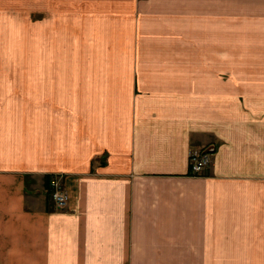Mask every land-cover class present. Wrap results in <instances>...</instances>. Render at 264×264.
I'll use <instances>...</instances> for the list:
<instances>
[{
  "label": "crops",
  "instance_id": "obj_1",
  "mask_svg": "<svg viewBox=\"0 0 264 264\" xmlns=\"http://www.w3.org/2000/svg\"><path fill=\"white\" fill-rule=\"evenodd\" d=\"M258 2H93L43 44L29 25L27 74L0 75V264H264Z\"/></svg>",
  "mask_w": 264,
  "mask_h": 264
},
{
  "label": "rangeland",
  "instance_id": "obj_2",
  "mask_svg": "<svg viewBox=\"0 0 264 264\" xmlns=\"http://www.w3.org/2000/svg\"><path fill=\"white\" fill-rule=\"evenodd\" d=\"M111 1H113L112 6L120 11L124 9V4L128 2V0ZM258 1L256 6L260 7ZM93 2L96 6H107V4H103L106 0H0V75L27 74L29 25L35 27L36 38L43 44L47 32L49 34L51 31L53 32L52 40H54L61 31L65 35L67 31L69 32V29L75 30L69 24V22L73 23L74 21H68L75 9H90ZM235 2L236 0H228L229 14L235 11ZM179 3L181 9H187L188 5L192 3H196L195 7L202 6L203 0H179ZM241 7L243 9L240 10L245 11L243 13H247L251 9V5L246 2ZM62 27H64L63 30ZM242 28L246 29L247 26ZM234 31L235 26H232L229 21V44L235 43L241 38L234 36ZM58 38H60V35H58ZM71 38L73 40L74 36ZM58 44L59 41H57ZM54 53L58 58L59 52L54 51ZM14 64L18 66L13 67ZM201 151L206 150H199L198 153Z\"/></svg>",
  "mask_w": 264,
  "mask_h": 264
},
{
  "label": "built area",
  "instance_id": "obj_3",
  "mask_svg": "<svg viewBox=\"0 0 264 264\" xmlns=\"http://www.w3.org/2000/svg\"><path fill=\"white\" fill-rule=\"evenodd\" d=\"M209 151L191 153L189 155V167L192 174L200 173L208 163ZM61 174H55L49 182L51 201L57 208H63L67 203V194L61 182Z\"/></svg>",
  "mask_w": 264,
  "mask_h": 264
}]
</instances>
